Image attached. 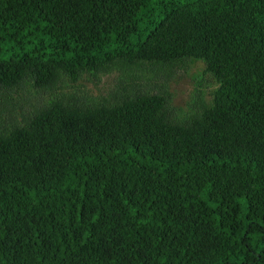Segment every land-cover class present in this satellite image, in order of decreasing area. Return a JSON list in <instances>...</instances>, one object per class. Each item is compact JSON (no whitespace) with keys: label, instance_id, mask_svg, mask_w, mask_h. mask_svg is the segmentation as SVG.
I'll return each mask as SVG.
<instances>
[{"label":"trees","instance_id":"16d2710c","mask_svg":"<svg viewBox=\"0 0 264 264\" xmlns=\"http://www.w3.org/2000/svg\"><path fill=\"white\" fill-rule=\"evenodd\" d=\"M189 60V121L140 92L0 131V264H264V0H0L3 92Z\"/></svg>","mask_w":264,"mask_h":264},{"label":"rangeland","instance_id":"374dc122","mask_svg":"<svg viewBox=\"0 0 264 264\" xmlns=\"http://www.w3.org/2000/svg\"><path fill=\"white\" fill-rule=\"evenodd\" d=\"M219 84L206 73L203 61L168 65L117 67L109 72L84 73L76 82L62 77L52 88L37 89L27 81L13 91H0V131L21 124L23 116L60 100L70 107L115 104L125 95L159 94L166 98L169 115L183 123L212 103Z\"/></svg>","mask_w":264,"mask_h":264}]
</instances>
